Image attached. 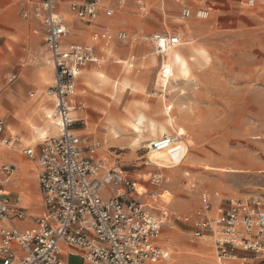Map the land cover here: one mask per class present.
I'll return each mask as SVG.
<instances>
[{
    "label": "rangeland",
    "instance_id": "1",
    "mask_svg": "<svg viewBox=\"0 0 264 264\" xmlns=\"http://www.w3.org/2000/svg\"><path fill=\"white\" fill-rule=\"evenodd\" d=\"M182 2L193 11L208 8L210 18L200 20L192 16L183 19ZM150 9L146 16L139 14L134 6L123 13L116 12L118 18L110 22L113 25L119 22L114 31L108 32L113 38L111 42L131 46L132 50L147 45L154 52L148 37L168 33L180 38V49L193 47L205 52L208 57L194 61L191 74L185 79H174L167 92L162 91L159 68L144 73H137V69L130 78L143 90H130L119 98L112 91L111 97L113 100L116 98L113 106L118 113L117 121L121 124L123 119L129 117L128 113L134 117H146L158 124L164 123L166 107H173L171 113L175 117L177 131L171 129L169 135L177 136L180 128L187 131L185 139H181L184 159H180L176 152L164 151L160 154L164 163H148L146 157L150 151L142 148L150 144L148 129L145 130L147 134L144 133L142 149L133 152L128 145L135 135L132 131H122L119 127V139L123 144L105 143L100 139L101 125L97 123L93 124L94 127L98 126L97 129L94 128L90 135L80 137L84 148L92 143L99 144L97 155L104 159L106 165L121 171L130 181L144 185L148 194L168 191L171 195L163 196L169 198L170 209L177 215H191L202 204V194L205 192L218 194L219 201L258 197L264 208V0H153ZM185 25L191 29L187 30ZM119 31L128 33L127 43L117 40ZM91 35L88 34L89 40ZM73 37L71 32L69 38ZM10 39L22 41L18 37ZM27 54L28 51L20 50L11 43L0 47V94L11 86L9 80L23 66L46 65L45 42L32 57L28 58ZM132 58L136 57L132 54L127 59ZM28 69L32 74L35 71ZM49 75L53 86L51 72ZM25 81L36 87L40 95H46L47 88H50L41 85L38 78L32 75L26 76ZM13 91L11 87L6 91L4 104L8 112L5 117L14 109L12 100L19 105L16 91ZM26 93L28 96L35 95L30 88ZM20 114L19 119L23 120ZM104 127L109 130L107 125ZM52 136L55 135L48 137ZM42 142L28 147L35 148ZM152 174H161L163 181L160 184L152 183ZM171 177L173 179L169 180ZM36 190L35 194L40 197L38 188ZM109 191H104L105 196ZM144 200H149V197ZM155 200V206L161 207L162 200ZM194 231L192 224L177 223L173 232L165 230L164 239H176L177 252L188 247L198 249L201 247L200 239L194 238ZM243 256L251 257L250 254ZM167 258L162 263H170L169 255ZM170 264L201 263L197 259H180Z\"/></svg>",
    "mask_w": 264,
    "mask_h": 264
},
{
    "label": "built area",
    "instance_id": "2",
    "mask_svg": "<svg viewBox=\"0 0 264 264\" xmlns=\"http://www.w3.org/2000/svg\"><path fill=\"white\" fill-rule=\"evenodd\" d=\"M151 1L69 0V9L79 19L95 21L102 14L112 17L129 6L146 16ZM58 6L57 0L32 4V15L44 27L47 63L55 71L49 95L54 98V118L60 130L38 149L24 150L27 157L37 160L43 213L33 217V225L27 229L16 226L27 218L26 209L14 202L6 189L15 168L0 161V264H67L63 258L66 251L88 264H160L168 259L162 245L164 232L174 231L177 223L192 224L194 238L209 239L215 247V264H264V208L260 198L219 201L218 194L205 192L202 204L191 215H177L171 211L170 202L162 198L171 195L168 191L148 194L144 185L145 191H138L137 183L121 171L107 169L104 159L97 155L99 144L84 148L73 131L76 121L69 97L80 73L99 61L95 45L109 42L112 36L108 32L95 34L89 45L68 43L70 32ZM181 6L183 19L195 16L207 20L211 16L208 8L193 11L183 2ZM116 38L127 43L129 36L119 31ZM147 40L159 56L181 44L178 36L168 33H156ZM5 129L0 118V146L12 148L19 138L6 135ZM153 147L158 151L180 150L175 136H164ZM162 181V175H151L152 183ZM146 197L149 200H144ZM154 198L162 200L161 207L155 206ZM246 254L251 257L243 256Z\"/></svg>",
    "mask_w": 264,
    "mask_h": 264
},
{
    "label": "crops",
    "instance_id": "3",
    "mask_svg": "<svg viewBox=\"0 0 264 264\" xmlns=\"http://www.w3.org/2000/svg\"><path fill=\"white\" fill-rule=\"evenodd\" d=\"M36 1L38 0H28V2H26V0H0V47L11 43L20 50L28 51L27 56L29 58L32 57L33 53H35L41 47L42 43L45 42L44 27L42 23L32 15V4ZM57 1L59 2L58 12L63 17L69 32L71 31L74 36L73 38L68 39V43L83 45H88L89 42H92V36L95 34L114 31L119 21H117L115 25H113L110 21L118 18L116 17L117 13H123L132 8L129 6L124 11L117 12L112 17H107L102 14L95 21H88L79 19L70 12L69 0ZM151 2L152 6L153 0ZM21 10H23V12L20 15ZM90 33H92V35L89 40L88 34ZM10 37H18L22 41H11ZM111 41H113V38L107 43L100 42L95 45V52L99 61L97 63L89 64L83 71L91 74L96 71H103L108 77L110 76L109 79L121 80V78L124 77V69L121 65L115 63L113 60L115 58H109L106 49H109L110 47H112L116 56L129 58L133 54L137 61L147 62V59L143 56L150 51L147 45H143L139 49L134 48V50H132L131 46L128 47L120 45L119 42ZM135 53H137L138 56H136ZM130 61H132V59ZM39 65L40 64L23 66L18 73L13 76L15 78L12 81L9 80V84H11V86H8L9 88L6 87L8 88L6 91H8L10 87L16 91L15 96L19 102V110L23 115V120L18 119L14 115V109H12L9 111L8 116L3 118L5 121L6 135L17 136L19 138V142L12 148L0 146V148L2 147L13 151V153L3 151V153L6 154H0V161L5 164H10L15 168L13 177L6 184V189L10 193L11 199L14 202H20L26 209L27 218L25 221L16 223V226L21 229L31 227L33 225V217L43 213L42 193L38 183V176L36 177V173L38 174L37 160L30 159L24 154V150L28 148V145H36L39 141L32 144L34 134L24 120L30 117L38 126H43L40 117L42 114V108L51 107L54 109L55 106L54 100L50 102L49 97L38 94L37 88L27 84L25 81L26 76L30 77L32 75L37 79L45 71L49 73V70L51 69L54 84V68L48 64ZM28 68L35 69L33 74ZM38 68L39 70H37ZM153 68L154 67H142L137 73H144L152 70ZM76 85L78 88L77 91L69 97V104L73 107L72 114H74L75 118L73 115L72 117L76 121L73 131L81 138L86 137L91 134L94 128L97 129V125L95 127L93 126V124L97 123L101 125L99 128L101 131L99 133L101 140H104L105 143L110 141L112 144L121 145L122 141L120 139H113L115 138L113 136L114 133L112 132L114 125L113 122L118 119L117 110L113 105L116 98L123 97L124 94L130 90L124 92L123 94H115L116 98L113 100L111 97L112 88L108 84L103 85L100 90L96 91L91 86L85 84L82 77H78ZM29 88L35 91L34 96L27 95L26 90ZM5 92H3V94ZM3 94L0 95L3 96ZM109 97H111V99H109ZM110 100H112V102ZM105 125L108 126L109 130L104 127ZM115 128L119 133L121 132L120 128ZM37 188L41 197L40 204H38L40 197L38 194H35L37 193ZM162 245L164 246V242H162ZM65 254L64 260L68 264H88L80 257L71 255L70 252Z\"/></svg>",
    "mask_w": 264,
    "mask_h": 264
},
{
    "label": "bare ground",
    "instance_id": "4",
    "mask_svg": "<svg viewBox=\"0 0 264 264\" xmlns=\"http://www.w3.org/2000/svg\"><path fill=\"white\" fill-rule=\"evenodd\" d=\"M138 23L141 24L140 20L138 21ZM146 25L148 26V24ZM185 28L187 30L191 29L189 25H185ZM90 43L91 42H89V44ZM180 47H181V44L176 47L167 48L163 56H159L155 52V50L154 52L150 51L144 55L145 59H147L146 63L139 62L137 61L136 58H132V61H130V59H127V58L122 59L121 57L116 56L115 53L113 52L112 47H110L109 49H106L109 58L110 59L115 58L113 59L115 63L120 64L124 69L123 71L124 77H122L121 80H111L109 79L110 76L108 77L106 73L103 71H96L93 74L86 73L85 71H83L80 73L78 77L79 78L82 77L85 84H87L88 86H91L95 90H99L101 87H103V85L108 84L111 86L113 94H118V93L123 94L124 92L128 90H131V91L143 90L140 88V86L137 84L136 81L130 78V75L133 72H135L137 69H140L142 67L143 68L154 67V68H159V71L162 75V87L161 88H162V91L167 92L169 86L172 84L174 79H179V78L185 79L191 74L192 63L194 61H197L198 58L205 59L208 57L206 56L205 52L198 50L196 48L191 47L187 50H183V49H180ZM45 64L50 65L49 63H45ZM49 71L51 72V69ZM38 81L40 82L41 85H48L51 87L52 79L49 73H47V71H45L38 78ZM77 89L78 88L76 85L74 92L77 91ZM39 91H43V90H39ZM13 92H15V90ZM45 93L47 97H49L50 102L54 100V98L49 95V89H47ZM5 100H7L6 92L3 94V96L0 95V115L3 117H5L8 112V110L5 108V104H4ZM12 101H13L12 105L14 106V115L19 119V117L21 116L20 110L18 109L19 105L17 106L16 101L14 100ZM172 109L173 107H169V106L166 107L164 111L165 121L164 123L159 122L160 124L156 123L153 120H149L146 117H134L133 114L128 113L129 117H126V119L122 120L123 124L119 123L118 121L113 122L114 125H113L112 132L115 135V138L113 139H119L120 137L119 132L116 130L115 127L122 128L123 129L122 131L130 130L135 134L134 137L131 139V141L128 143L129 147L133 150V152H138L142 148L147 149L150 151L148 153V156L146 157V159H148V163H155V164L164 163L165 160L164 162H162L164 158L160 154L167 150H164V151L155 150L153 147V143H155L158 140V138L160 139L164 136H170L169 130L172 129V130L177 131V128L175 126V120H174L175 117H173L171 113ZM54 112H55L54 109L51 107L42 108V114L40 117H41L43 126H38L30 117L24 120L27 123V126L33 131L34 139L32 140L33 141L32 144H35L37 141H40V142L44 141L46 138H48L50 134H54L55 136L59 134L60 130L57 125L58 124L57 120L54 118ZM72 115L74 117V114ZM146 129H148L150 133L151 138L148 141L150 144H148L147 146L143 145L144 147H142V140L144 139V133ZM178 132L179 134L175 137L178 138V145L180 147V150L177 151L176 153H177V156L180 157V159L182 158L184 159V155H183L184 149L182 146L181 139H185V137L187 136V131L183 128H180ZM3 151L4 152L8 151V153H13L12 150H7L6 148L1 147L0 148L1 155L6 154V153H3ZM106 167L107 169H115L109 164H107ZM172 179L173 178L171 177L169 180H172ZM136 187L138 191L142 192L143 187L141 184L137 183ZM162 198L165 201L169 200L168 197L162 196ZM168 202H170V200ZM164 235H163V239H164ZM164 240H163L164 245L168 248V251H166V257L169 255L170 263L175 262L180 259L182 260L191 259L195 261L197 259L201 264H214L215 262V258H216L215 257V247L208 241L209 240L208 238H204L200 240L201 247H199L198 249L188 247L186 249H182V251L180 252L176 251L177 249V244H176L177 242H175L176 239L171 240L169 238V239H166L165 241ZM192 243H193V240L191 244ZM170 263H160V264H170Z\"/></svg>",
    "mask_w": 264,
    "mask_h": 264
}]
</instances>
